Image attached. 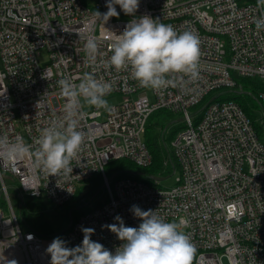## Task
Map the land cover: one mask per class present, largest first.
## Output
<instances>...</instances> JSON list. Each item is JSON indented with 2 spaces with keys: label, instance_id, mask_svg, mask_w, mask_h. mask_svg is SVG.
<instances>
[{
  "label": "built area",
  "instance_id": "built-area-1",
  "mask_svg": "<svg viewBox=\"0 0 264 264\" xmlns=\"http://www.w3.org/2000/svg\"><path fill=\"white\" fill-rule=\"evenodd\" d=\"M107 0H0V135L24 138L35 147L41 131L64 115L65 98L58 81L79 84L85 73L108 81L121 101L111 111H84L80 130L86 133L71 175L40 176L32 190L27 162L14 169L0 163V195L8 214L0 207V264H50L46 249L54 238L23 229L4 182L12 178L28 197L45 198L54 207L69 202L78 184L102 178L104 200L70 222L59 238L67 247L81 244L82 228H93L90 239L111 252L121 245L106 226L122 218L125 226L141 223L130 211L133 205L153 210L166 221L186 219L184 231L196 247L192 264H264V142L257 136L242 108L232 100L209 102L191 108L217 89L240 88L239 77L264 83V30L255 20L264 16L257 0H139L135 17L148 15L172 25L177 31L192 30L200 37L199 79L181 81L153 91L143 88L130 70L105 69L111 55V40L103 21L93 22V13H105ZM119 16L104 24L120 34L133 18L115 6ZM116 18V19H115ZM99 39L95 63L84 51L85 36ZM44 49L50 64L41 67L37 56ZM147 91L153 97L150 101ZM107 95V96H108ZM213 96V95H212ZM264 122V90L258 93ZM157 109L180 115L183 128L170 142L178 176L170 188L158 181L149 185L124 176L110 181L104 172L112 160L126 159L146 167L151 155L143 140L148 116ZM87 205V203H86Z\"/></svg>",
  "mask_w": 264,
  "mask_h": 264
},
{
  "label": "clouds",
  "instance_id": "clouds-1",
  "mask_svg": "<svg viewBox=\"0 0 264 264\" xmlns=\"http://www.w3.org/2000/svg\"><path fill=\"white\" fill-rule=\"evenodd\" d=\"M133 17L120 34L106 29L104 24L112 17H118L115 6ZM264 7V0H257ZM139 0H107L105 13L95 10L93 21L81 30L88 32L93 22L103 21L105 36L110 39L111 55L103 62L105 69L130 70L131 77L143 88L162 90L181 81L199 79L200 37L192 30L177 31L172 25L164 24L148 15L135 17ZM257 30H264V16L255 20ZM84 51L88 61L95 63L100 54L99 39L85 36ZM60 95L65 98L64 115L45 127L35 147L17 136L10 139L0 135V163L14 169L19 163L27 162L29 181L24 186L35 193L38 189L30 186L40 176L71 175V162L77 158L86 133L80 130L82 108L87 105L97 111H111L105 97L112 91L108 81L99 80L92 73H85L80 83L62 78L58 81ZM141 223L138 227L125 226L121 217L107 229L122 243L111 252L101 243L92 241L93 228H82L83 239L75 247H67L66 241L54 238L46 249L50 264H192L196 247L184 231L186 219L166 221L155 211L142 210L133 205L130 209ZM5 264H17L6 260Z\"/></svg>",
  "mask_w": 264,
  "mask_h": 264
},
{
  "label": "trees",
  "instance_id": "trees-1",
  "mask_svg": "<svg viewBox=\"0 0 264 264\" xmlns=\"http://www.w3.org/2000/svg\"><path fill=\"white\" fill-rule=\"evenodd\" d=\"M237 1L247 3L253 0ZM236 81L241 86V89L238 87L233 89H217L214 93H210L207 96L209 98L214 97V101L232 100L237 103L251 122L257 136L264 142V122H259L255 113L250 111L256 101L259 103L258 93L264 90V83L252 77H239ZM247 97L249 101H246ZM163 114L173 116L176 113L166 109H157L149 114L145 125L143 140L151 155L150 164L146 167H138L126 159L112 160L104 167V172L110 181L128 176L149 185H154L155 182L152 177L165 178L177 169V162L170 148V142L184 125L180 121V118H175V122L177 123H174L170 129H167L168 126L160 121ZM154 117L159 118L158 124L152 121ZM91 182H93V191L90 196L86 198L77 197V190L69 202L59 207H54L51 203L45 206L42 200H39L43 198L30 197L31 199L27 201L26 206L29 217L26 220L20 221L21 227L26 230H32L41 237H59L68 229L70 222H74L80 215L90 210L89 205H86V203L92 195L97 193L99 189H102L100 174H96L91 179ZM18 196L20 195L18 194ZM103 200L104 198H101L93 207L99 205ZM19 212H21V209Z\"/></svg>",
  "mask_w": 264,
  "mask_h": 264
},
{
  "label": "rangeland",
  "instance_id": "rangeland-1",
  "mask_svg": "<svg viewBox=\"0 0 264 264\" xmlns=\"http://www.w3.org/2000/svg\"><path fill=\"white\" fill-rule=\"evenodd\" d=\"M117 18H123V16H118ZM37 60H38V63L41 67H47L50 64V61L48 58V53L44 49L39 51V54L37 56ZM147 94H148L149 100L152 101L153 97L149 91H147ZM105 99H107L109 105H112V104H116V103L120 102L122 97L118 94H112V95L106 96ZM209 99H210L209 96H206L204 98V100L199 104V106L191 108L189 110V112L194 113L196 111V109H201L203 106H205L209 102ZM246 101H249L248 97L246 98ZM83 109L86 112H90L91 110H93L92 107H89L87 105H85L83 107ZM250 111L255 113L256 118L259 121V117L261 114L260 113L261 108H260L259 103L257 101L254 103V106H253V108L250 109ZM175 118H181V117L178 114H174L173 116H167V115L163 114L160 118V121L164 125L168 126L167 129H170V127L174 123H177V122H175ZM152 121L155 124H158L159 118L154 117ZM177 176H178V173L173 172L169 176L165 177L163 180L158 181V186L160 188L172 187L175 183V179L177 178ZM4 181H5V185L7 187V193L10 197L11 204H12L13 208L15 209V212L17 214L19 221L28 219L29 215H28V209L26 206H27V201L30 200L31 198L28 197L25 193H21L19 191L18 184L12 178H10L8 175L4 174ZM92 184H93V182H91V181H88V182L83 181V182L79 183L78 184V196L77 197L86 198V197L90 196L92 191H93V185ZM18 194L20 196H18ZM3 195H4V193L0 195V207H3L4 212L7 215L8 210L6 209ZM103 197H104V191H103V189H99L97 193H95L94 195H92L90 197L89 201L87 202V205L93 206ZM39 200L40 201L42 200V202H43V204H45V206H48L46 204H50V202L46 201L45 198L39 199ZM20 209H21V212H19ZM45 209H47V208H45ZM223 264H227L226 259L223 260Z\"/></svg>",
  "mask_w": 264,
  "mask_h": 264
},
{
  "label": "water",
  "instance_id": "water-1",
  "mask_svg": "<svg viewBox=\"0 0 264 264\" xmlns=\"http://www.w3.org/2000/svg\"><path fill=\"white\" fill-rule=\"evenodd\" d=\"M138 173H139V172H138ZM138 173H137V174H138ZM162 179H163V178L153 177V180H154V181H159V180H162Z\"/></svg>",
  "mask_w": 264,
  "mask_h": 264
},
{
  "label": "bare ground",
  "instance_id": "bare-ground-1",
  "mask_svg": "<svg viewBox=\"0 0 264 264\" xmlns=\"http://www.w3.org/2000/svg\"><path fill=\"white\" fill-rule=\"evenodd\" d=\"M154 177H158V176H154ZM159 178H163L164 179V177H159ZM152 179H153V177H152ZM162 179V180H163ZM160 181V180H159ZM5 182V181H4ZM8 198H9V200H10V197H9V195H8ZM11 202V201H10Z\"/></svg>",
  "mask_w": 264,
  "mask_h": 264
}]
</instances>
